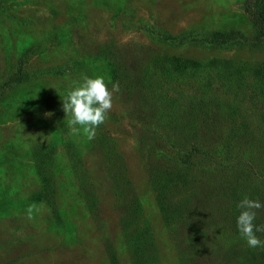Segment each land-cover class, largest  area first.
I'll use <instances>...</instances> for the list:
<instances>
[{
	"label": "rangeland",
	"instance_id": "374dc122",
	"mask_svg": "<svg viewBox=\"0 0 264 264\" xmlns=\"http://www.w3.org/2000/svg\"><path fill=\"white\" fill-rule=\"evenodd\" d=\"M245 1L0 0V264H264L237 227L264 204V104L194 120L172 65L264 69V45L207 43L254 38ZM84 76L120 88L91 140L63 110Z\"/></svg>",
	"mask_w": 264,
	"mask_h": 264
},
{
	"label": "trees",
	"instance_id": "16d2710c",
	"mask_svg": "<svg viewBox=\"0 0 264 264\" xmlns=\"http://www.w3.org/2000/svg\"><path fill=\"white\" fill-rule=\"evenodd\" d=\"M243 8L249 22L255 28L253 39L247 40L238 32H216L211 34L212 38L207 43L212 46H235L245 43L254 46L264 45V0H246ZM153 33L170 43L202 42L197 39L189 41L174 39V37L161 35L154 30ZM218 63V61H212L208 65L201 66L177 58L173 59L174 70L180 73L189 71L190 77L194 78L197 84L196 96L187 108V112L194 120L200 117L209 120H246L245 112L248 107L255 109L258 105L264 104V69H249L223 63L226 65L223 68L220 67L216 71L207 70ZM247 72H250L248 76ZM212 89L225 92L230 98L221 103L219 98L214 99L211 94ZM186 154L208 155V152L193 147Z\"/></svg>",
	"mask_w": 264,
	"mask_h": 264
},
{
	"label": "clouds",
	"instance_id": "9594fccd",
	"mask_svg": "<svg viewBox=\"0 0 264 264\" xmlns=\"http://www.w3.org/2000/svg\"><path fill=\"white\" fill-rule=\"evenodd\" d=\"M119 83H113L111 89L105 82L103 76L96 78L83 77V83L70 90L67 98L63 99V110L66 116L71 114L68 121L69 127L75 129L76 125L83 128L88 139H94L95 130L107 119V113L113 107V96L119 92ZM238 207L243 209L237 220L238 230L246 239L249 247L256 248L264 246L256 235L257 232H264V225L254 224L256 210L264 208L259 200H252L245 197ZM33 208L28 209V217L32 218Z\"/></svg>",
	"mask_w": 264,
	"mask_h": 264
}]
</instances>
